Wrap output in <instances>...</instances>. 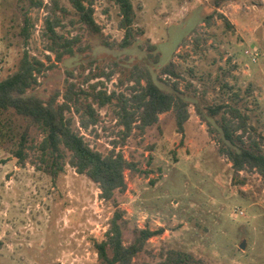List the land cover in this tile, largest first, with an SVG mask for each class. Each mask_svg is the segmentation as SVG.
<instances>
[{
    "label": "rangeland",
    "instance_id": "obj_1",
    "mask_svg": "<svg viewBox=\"0 0 264 264\" xmlns=\"http://www.w3.org/2000/svg\"><path fill=\"white\" fill-rule=\"evenodd\" d=\"M92 1L101 33L68 0H0V80L27 55L44 64L27 93L61 103L73 84L86 103L97 91L129 96L131 69L146 65L163 89L176 85L189 100L188 118L180 131L170 110L144 129L134 123L124 137L113 104L94 102L98 122L89 129L74 108L67 111L92 147L121 151L135 164L125 171L126 188L104 199L98 183L68 163L70 151L61 168L53 166L40 127L0 109V264H102L95 243L106 239L116 213L124 244L141 229L155 233L130 264L177 256L179 264H264L263 178L237 172L221 153L212 127L223 110L210 125L197 110L237 108L264 147V0H132L137 33L126 48L116 44L124 37L119 6ZM48 20L61 41L75 42L60 60ZM171 62L174 74H163Z\"/></svg>",
    "mask_w": 264,
    "mask_h": 264
},
{
    "label": "trees",
    "instance_id": "obj_2",
    "mask_svg": "<svg viewBox=\"0 0 264 264\" xmlns=\"http://www.w3.org/2000/svg\"><path fill=\"white\" fill-rule=\"evenodd\" d=\"M79 14V20L96 33H101V28L94 18L92 0H68ZM119 6L121 21L120 26L124 30V37L121 42L116 43L119 48H126L133 44L136 39L135 9L132 0H114ZM48 30L52 38L51 50L55 52L60 60L64 54L73 52L72 40L63 39L55 30L54 21L48 20ZM62 48L60 50L59 48ZM150 50H155V44H148ZM159 59V54L155 56ZM43 62L38 59H30L24 55L18 68L4 79L0 80V109L7 111L13 109L17 114L27 118L32 124L37 125L45 133L40 143L43 155L49 154L52 165L61 168L60 159L65 156V149L70 151L68 163L77 172L86 174L94 182L98 183L101 196L104 199H111L116 190L126 188L125 171L134 168L135 164L129 161L121 151L115 149L104 154L95 149L85 139L84 135L73 127L72 118L66 116L67 111L73 108L79 114L80 126L89 129L97 124L98 112L94 102L100 106L113 104L119 117V123L124 126V137L128 136L133 124L138 122L139 127L155 124L159 115L173 110L177 116L178 128H184L188 118L189 100L182 96L180 89L174 85L173 90L163 89L153 78L148 67L135 65L131 69L135 79L132 85V93L129 96L112 92L97 91L92 94V101L83 103L80 94L74 91L73 84L63 94V102L58 103L55 98L42 99L34 94L27 93V90L38 82V74L42 71ZM174 62L162 68L163 74H174ZM144 81V83H143ZM181 93V94H179ZM213 107L209 106L206 114L197 105L198 112L208 120L213 118L222 109L221 119H217L218 126L212 127L219 132L217 140L220 151L225 155L232 167L237 171L245 169L256 170L264 181V147L262 140L249 133L246 124L247 117L231 106ZM209 125L210 121L208 120ZM23 141H25V138ZM24 143L15 152L22 162L25 158ZM120 214L111 220L110 227L106 233V239L95 243V247L102 264H130L133 257L143 248L144 243L153 234L149 229H141L135 241L126 245L123 242L122 225L118 222ZM180 255V254H178ZM183 257L177 256L172 259H165L158 264H179Z\"/></svg>",
    "mask_w": 264,
    "mask_h": 264
},
{
    "label": "water",
    "instance_id": "obj_3",
    "mask_svg": "<svg viewBox=\"0 0 264 264\" xmlns=\"http://www.w3.org/2000/svg\"><path fill=\"white\" fill-rule=\"evenodd\" d=\"M240 247L244 248L245 247V243H241Z\"/></svg>",
    "mask_w": 264,
    "mask_h": 264
}]
</instances>
